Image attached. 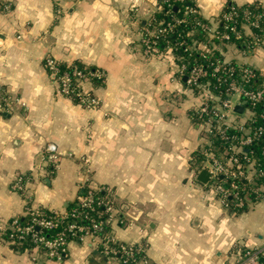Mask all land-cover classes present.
I'll list each match as a JSON object with an SVG mask.
<instances>
[{"label": "crops", "instance_id": "0c3cea01", "mask_svg": "<svg viewBox=\"0 0 264 264\" xmlns=\"http://www.w3.org/2000/svg\"><path fill=\"white\" fill-rule=\"evenodd\" d=\"M191 2L204 22L215 25L228 7L264 8V0ZM159 4L0 0V87L14 103L0 102V221L26 216L27 205L71 210L88 185L87 159L94 181L110 188L121 206L124 223L113 222L110 233L117 240L146 242L149 264H229L239 260V247H264V198L250 201L247 191L246 209L229 208L211 186L206 152L228 153L197 115L202 93L180 75L178 54L143 51L144 27ZM254 33L246 25L241 41L215 39L210 46L225 61L256 69L262 88L264 33L261 41ZM47 55L104 70L103 81L87 83L100 108L86 109L60 94L44 65ZM241 106L242 112L234 107L232 114L239 123L250 117ZM48 142L57 144V160L48 159ZM204 168L207 182L198 179ZM18 175L26 176L23 192L13 188ZM97 242L70 239L60 257L50 258L3 241L0 264H122Z\"/></svg>", "mask_w": 264, "mask_h": 264}, {"label": "built area", "instance_id": "2783aa9c", "mask_svg": "<svg viewBox=\"0 0 264 264\" xmlns=\"http://www.w3.org/2000/svg\"><path fill=\"white\" fill-rule=\"evenodd\" d=\"M180 1L184 2L182 16L174 13L175 2L169 1V19L156 21L153 17L144 27L143 51L146 55L173 56L177 54L176 50L183 49V53L178 55V71L180 75L187 77L188 85L196 88L204 97L197 111L199 119L202 120L201 124L205 125L209 134L226 141L224 147L228 154L218 155L212 149L206 152L208 169L211 172L210 184L226 207H243L246 205L247 191L254 193L257 199L264 198V185L250 184L255 175H264V169L259 166L258 158L253 153L255 140L264 133V124H253L257 117L264 120V87L257 85L259 74L256 69L215 56L210 44L215 45V39H219L221 43L231 42V34L242 40L246 25L254 29L259 27V16L252 17L248 8L234 5L222 14L218 25L208 24L200 18L195 6L186 4V0ZM160 8L161 4L158 6V9ZM4 9H10V5L5 4ZM57 11L60 12V9ZM181 23H188L190 27L185 31L180 30L177 25ZM172 34L175 39L170 38ZM197 34L202 35L203 40L197 38ZM254 38L257 41L262 39L261 34L256 33ZM160 43L163 46H160ZM194 52H197L198 57H195L193 64L189 66L186 59L194 55ZM202 59L213 67L211 72L202 66ZM44 65L53 77L60 94L74 99L86 109L100 108L101 99L87 83H94V79L103 81L106 76L104 70L79 66L76 63L64 68L52 55L45 57ZM0 102L4 107H12L14 104L2 87ZM258 102L262 105L259 112L256 110ZM20 104L26 106L25 101H20ZM235 104L244 105L248 109L250 117L247 122L239 123L232 116L235 113ZM230 130H236V133L229 134ZM44 149L50 160H57L61 154L55 142H48ZM83 162L88 172V185L71 210L57 213L47 211V208L41 206L27 205L26 215L30 217L27 223L20 221L21 216L0 221V242L19 246L28 241L31 245L26 248L42 251L50 258H58L66 251L70 239L93 237L98 241L101 252L119 259L122 264H149L146 242L121 241L110 233L109 227L113 222L124 223L123 218L118 215L121 206L113 197L110 188L94 181L89 171V161L86 159ZM25 177L18 175L15 178V190H26ZM54 229L56 230L53 234H47V231ZM238 250L239 260L229 264H263L261 258L264 256V247H239Z\"/></svg>", "mask_w": 264, "mask_h": 264}, {"label": "trees", "instance_id": "16d2710c", "mask_svg": "<svg viewBox=\"0 0 264 264\" xmlns=\"http://www.w3.org/2000/svg\"><path fill=\"white\" fill-rule=\"evenodd\" d=\"M170 2H175V5H176V9L174 11V13L178 16H182L183 15V9H182V5L184 2L180 1V0H169ZM169 1H164V0H160V4H161V8L158 10V12L156 13V21H161V20H168L169 19V15L167 13L168 9H169ZM186 4H189V5H192L193 3L191 2V0H186L185 1ZM243 7H246L248 8L251 13H252V17H257L259 16L258 18V23H259V27L258 28H255V33L257 35L259 34H262L263 32V29H264V8L258 4V3H254V4H248V5H245ZM230 7H228L225 11H228ZM197 17V15H194V17ZM193 17V16H192ZM206 23V22H205ZM222 24V23H221ZM190 26L185 23H181V24H178L177 25V28L180 29V30H187ZM262 28V30H261ZM170 38L171 39H175V35L172 34L170 35ZM198 38V37H197ZM230 41H241V39H237L236 37H234L233 34H231V39ZM160 46H163L162 43H160ZM176 53L179 55V54H182L183 53V49L182 48H179L178 50H176ZM215 56H218L217 54ZM195 57H198L197 56V52H194V55H192L191 57L187 58L186 61L188 63L189 66H191L193 64V60ZM202 63V66L206 69H208V72H211L213 70V67H211L210 65H207V62L205 59H202V61H200ZM78 64L79 66H83L81 63H76ZM61 66L66 68L68 67V64H63L61 63ZM95 84H97L99 82V80L97 79H94L93 80ZM254 84H256V82H254ZM256 110L259 112L262 110V105L258 102L257 103V106H256ZM253 124H264V120L260 117H257L256 121L253 123ZM229 134H233V133H236V130H230L228 131ZM217 143L218 144H221L223 147L226 145V141L220 137H217ZM264 148V133L258 137L254 144H253V153L255 155L256 158H258V164L261 168L264 169V159H262V150ZM240 182H242V180H239ZM250 184H252V186H258V185H264V175H255V177L252 178V180L250 181ZM250 199V201H255L257 199V197L255 196L254 193H250L249 196H248ZM247 197V198H248ZM246 198V199H247ZM102 208V207H101ZM237 208V207H235ZM240 210H244L246 209V206H243V207H238ZM237 209V210H239ZM236 210V209H235ZM236 210V211H237ZM47 211H50L49 209H47ZM30 220V217L28 215L26 216H21L20 217V221L22 223H27L28 221ZM64 223L61 222V224ZM56 229L54 230H51V231H47V234H53L55 232ZM31 243H29L28 241L23 243L22 246H30Z\"/></svg>", "mask_w": 264, "mask_h": 264}, {"label": "water", "instance_id": "95a60500", "mask_svg": "<svg viewBox=\"0 0 264 264\" xmlns=\"http://www.w3.org/2000/svg\"><path fill=\"white\" fill-rule=\"evenodd\" d=\"M235 110L238 112H242L243 111V106L241 105H236ZM210 173L208 171V169H202L200 171V173L198 174V179L202 182H207L209 179Z\"/></svg>", "mask_w": 264, "mask_h": 264}]
</instances>
